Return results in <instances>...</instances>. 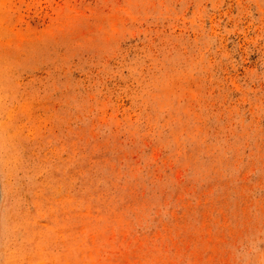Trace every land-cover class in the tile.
I'll return each mask as SVG.
<instances>
[{"label": "rangeland", "instance_id": "374dc122", "mask_svg": "<svg viewBox=\"0 0 264 264\" xmlns=\"http://www.w3.org/2000/svg\"><path fill=\"white\" fill-rule=\"evenodd\" d=\"M0 264H264V0H0Z\"/></svg>", "mask_w": 264, "mask_h": 264}]
</instances>
